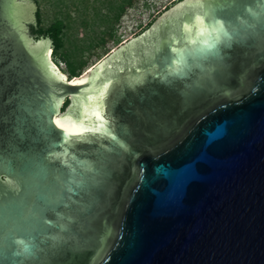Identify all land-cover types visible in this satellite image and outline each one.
<instances>
[{"label": "water", "instance_id": "obj_1", "mask_svg": "<svg viewBox=\"0 0 264 264\" xmlns=\"http://www.w3.org/2000/svg\"><path fill=\"white\" fill-rule=\"evenodd\" d=\"M32 2L0 0V264H264V0L162 7L75 83Z\"/></svg>", "mask_w": 264, "mask_h": 264}, {"label": "rangeland", "instance_id": "obj_2", "mask_svg": "<svg viewBox=\"0 0 264 264\" xmlns=\"http://www.w3.org/2000/svg\"><path fill=\"white\" fill-rule=\"evenodd\" d=\"M52 1L53 0H40V6L43 11L44 25H48L55 16L57 8L53 7ZM32 3L35 9H37V2ZM69 4L70 7L68 10H64L63 8L64 14L70 13L71 18L67 20L68 27L66 28L65 32L64 48L62 49V53H64L67 57L72 58V61L73 63L75 62V65H79L80 60L85 62V65L82 68L83 71L81 73L83 75L87 73V70L91 69V67L97 63H100L122 44L130 41L133 33L140 31L146 22L152 20L153 12L162 7L168 6L170 4V0H139L137 3L127 9L119 21L113 24V28L116 29L115 36L109 35L110 27L112 26L111 25L108 30L109 32L105 34V43L100 42L103 43L102 46L97 44L91 46L90 48L86 47L87 43L92 37L99 38L100 32L105 28V25H98L99 21L102 19V14H100L98 18V24H91L94 10L99 12V9L103 3L100 0H92V2L89 1L88 3H84L83 7L85 10L83 12H81L79 9V4L77 5L76 2L72 3L70 1ZM83 15L89 19V23L91 25L82 24L81 20ZM116 39L119 40L116 41ZM51 58L57 65H59L61 71L64 72L67 77H69L68 65L63 61L56 62L53 55ZM67 100H69V103L67 105L65 102L62 104V111H66L69 108L71 100L70 98Z\"/></svg>", "mask_w": 264, "mask_h": 264}, {"label": "trees", "instance_id": "obj_3", "mask_svg": "<svg viewBox=\"0 0 264 264\" xmlns=\"http://www.w3.org/2000/svg\"><path fill=\"white\" fill-rule=\"evenodd\" d=\"M37 2V9L35 11V15L37 18L36 24H30V30L32 33H38L39 36H45L52 39L53 42V57L55 58L56 62L63 61L68 65V72L69 77H75L81 75L83 71V67L85 65V62H82L80 60L79 65H75V62L73 63L72 58L67 57L64 53H62V49L64 48V40H65V32L66 28L68 27V19L71 18L70 13L64 14V10H68L70 7L69 2L77 3L79 4V9L81 12L85 10L84 3H88L89 1L92 2V0H53L52 5L53 7H56L57 10L55 12V16L52 18L51 22L48 25H44L43 21V11L40 6V0H35ZM102 1L103 5L99 9V12H96L94 10L93 14V20L91 24H98V18L101 15V22L99 21L98 25H105V28L100 32V37H92L91 40L87 43V48H90L93 45H100L102 46L104 42L105 43V34L108 33L109 27H110V33L109 35L115 36L116 29L113 28V24L117 21H119L124 13L127 11V9L131 6H133L135 3H137L139 0H100ZM179 0H173L168 6H166V9L170 8L172 5H174ZM69 12V11H68ZM85 13V12H84ZM97 13V14H96ZM83 14V13H81ZM82 17V16H81ZM156 20V18L149 21L146 26H144L141 29V32H144L147 28H149L152 23ZM82 24L89 25V19L86 18L85 15H83ZM87 23V24H86ZM90 24V25H91ZM119 39H116L118 41ZM86 48V49H87ZM84 49V50H86ZM66 105L69 103V100H67Z\"/></svg>", "mask_w": 264, "mask_h": 264}, {"label": "bare ground", "instance_id": "obj_4", "mask_svg": "<svg viewBox=\"0 0 264 264\" xmlns=\"http://www.w3.org/2000/svg\"><path fill=\"white\" fill-rule=\"evenodd\" d=\"M48 56H49V59L52 57V49H49ZM51 60H52V58H51ZM52 63L54 64V66L59 71V74H61L65 79H70V78L67 77V75L64 72L61 71L59 65H57L53 60H52ZM86 75H87V73H85V74H83L81 76H78V77L73 78L71 80V83H75V82H79V81L83 80L86 77ZM59 116H61V114L60 115H56V117H59Z\"/></svg>", "mask_w": 264, "mask_h": 264}, {"label": "snow or ice", "instance_id": "obj_5", "mask_svg": "<svg viewBox=\"0 0 264 264\" xmlns=\"http://www.w3.org/2000/svg\"><path fill=\"white\" fill-rule=\"evenodd\" d=\"M196 19L198 20V21H200V22H203V18H201V17H196ZM102 118V117H101Z\"/></svg>", "mask_w": 264, "mask_h": 264}, {"label": "clouds", "instance_id": "obj_6", "mask_svg": "<svg viewBox=\"0 0 264 264\" xmlns=\"http://www.w3.org/2000/svg\"><path fill=\"white\" fill-rule=\"evenodd\" d=\"M52 53H53V49H52Z\"/></svg>", "mask_w": 264, "mask_h": 264}, {"label": "flooded vegetation", "instance_id": "obj_7", "mask_svg": "<svg viewBox=\"0 0 264 264\" xmlns=\"http://www.w3.org/2000/svg\"><path fill=\"white\" fill-rule=\"evenodd\" d=\"M52 46H53V42H52Z\"/></svg>", "mask_w": 264, "mask_h": 264}]
</instances>
